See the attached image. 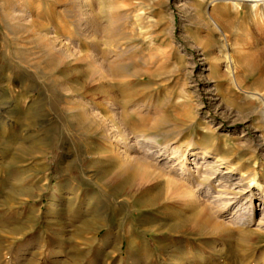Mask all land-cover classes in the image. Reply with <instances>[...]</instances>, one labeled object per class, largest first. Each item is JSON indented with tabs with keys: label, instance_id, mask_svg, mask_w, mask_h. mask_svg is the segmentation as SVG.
Segmentation results:
<instances>
[{
	"label": "rangeland",
	"instance_id": "obj_1",
	"mask_svg": "<svg viewBox=\"0 0 264 264\" xmlns=\"http://www.w3.org/2000/svg\"><path fill=\"white\" fill-rule=\"evenodd\" d=\"M254 2L0 0V264H261ZM170 179L247 225L192 232Z\"/></svg>",
	"mask_w": 264,
	"mask_h": 264
},
{
	"label": "bare ground",
	"instance_id": "obj_2",
	"mask_svg": "<svg viewBox=\"0 0 264 264\" xmlns=\"http://www.w3.org/2000/svg\"><path fill=\"white\" fill-rule=\"evenodd\" d=\"M231 1H234V0H231ZM252 1L257 2V0H252ZM259 4L260 3H257V7L259 6ZM225 60L228 61L227 56H226ZM255 97L258 98L262 102L263 99L261 97H259V96L257 97V95ZM7 104H10V102L6 101V100H3L1 102L0 124H5L3 121V116L1 114V110L6 109ZM258 112H259V116H260L261 120H264V108H261L260 110H258ZM202 180H203V178H202ZM199 184H201V180L199 181ZM255 184L257 186L260 185L259 182H255ZM191 185L194 186V184H191ZM166 187H167V191H166L167 197H171V198L177 197V198L184 199V203H183L185 205L184 209L185 210L189 209L188 211L193 213L195 222L193 223L191 230H192V232H194L196 234H209L215 230L221 231V232L222 231L223 232H226V231L227 232H233L235 230L242 231V229H244L245 226L247 225L249 215H245L242 213L238 214L235 218H233V220H230V221H222V219H220L224 216V213L226 211H228V209H229L228 204H224V205L222 204V205H218V206L217 205L210 206V205L205 204L204 205L205 207H202V205H201L202 203L197 202L198 201L197 199L199 198L198 197L199 195L197 194V192L190 193L189 196L184 198L185 191L182 189L178 190L179 187L176 185V183L172 179H170L168 181V184ZM231 199H233V198H231ZM231 199H229V200H231ZM175 206H176V204H175ZM114 231L115 230H113L111 227H108V229H107L108 238L106 237L107 240L103 243L104 246L102 248V250H106V253H109V252L115 253L116 252L115 250H117V249H115V247L113 245H111V244H114V242L113 243L109 242L111 239L110 234H112ZM115 232H116V234L119 233L118 230ZM115 232H114V234H115ZM141 241H142V248L141 249H143L146 252V254H147L146 256L149 258V256H150L149 250L145 246L144 240H141ZM136 242H137V240L135 241V239L133 237L129 238V243L131 246V253L132 254H135V252L138 253V251L136 250ZM115 259H116V261L118 260L117 258H115ZM263 262H264V260L261 261V264H264Z\"/></svg>",
	"mask_w": 264,
	"mask_h": 264
},
{
	"label": "clouds",
	"instance_id": "obj_3",
	"mask_svg": "<svg viewBox=\"0 0 264 264\" xmlns=\"http://www.w3.org/2000/svg\"><path fill=\"white\" fill-rule=\"evenodd\" d=\"M257 3H264V0H257L252 4V8L255 9L257 7ZM234 7H238V5H234Z\"/></svg>",
	"mask_w": 264,
	"mask_h": 264
}]
</instances>
